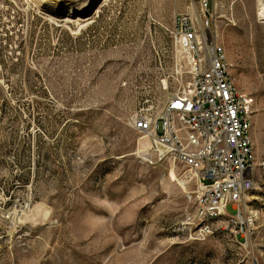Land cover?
<instances>
[{"label":"rangeland","instance_id":"obj_1","mask_svg":"<svg viewBox=\"0 0 264 264\" xmlns=\"http://www.w3.org/2000/svg\"><path fill=\"white\" fill-rule=\"evenodd\" d=\"M202 1L100 0L82 18L95 0H0V264H264V18L258 0ZM181 13L208 16L253 100V189L200 236L129 121L174 87Z\"/></svg>","mask_w":264,"mask_h":264},{"label":"built area","instance_id":"obj_2","mask_svg":"<svg viewBox=\"0 0 264 264\" xmlns=\"http://www.w3.org/2000/svg\"><path fill=\"white\" fill-rule=\"evenodd\" d=\"M207 8L203 0L201 11ZM208 28L205 13L176 17L174 87L165 83L161 106L148 101L129 119L150 158L182 171L186 217L198 225V236L229 216L228 205L241 218L239 206L253 189V100L236 87L225 48Z\"/></svg>","mask_w":264,"mask_h":264},{"label":"bare ground","instance_id":"obj_3","mask_svg":"<svg viewBox=\"0 0 264 264\" xmlns=\"http://www.w3.org/2000/svg\"><path fill=\"white\" fill-rule=\"evenodd\" d=\"M41 1H43V0H41ZM94 3V2H93ZM92 3V4H93ZM91 4V5H92ZM90 5V6H91ZM90 6H89V8H90ZM258 16L259 17H261V18H264V5H263V3H262V1L261 0H258ZM140 136V135H139ZM146 144H145V142L142 140V143H141V145L139 146V151L138 152H136V154L137 155H139L140 157H143V158H150V156H149V154L146 152ZM155 162V161H154ZM156 163H167V162H156ZM168 165H170L169 163H167ZM172 166V165H171ZM172 168H173V166H172ZM174 169V168H173ZM173 169L171 170H169V172H168V177H169V179L171 180V181H176L178 184H180L181 186H183V187H185V182H184V180L182 179V180H179V179H177L176 178V176H175V174H174V172H173Z\"/></svg>","mask_w":264,"mask_h":264},{"label":"water","instance_id":"obj_4","mask_svg":"<svg viewBox=\"0 0 264 264\" xmlns=\"http://www.w3.org/2000/svg\"><path fill=\"white\" fill-rule=\"evenodd\" d=\"M100 0H95V2L90 6V8H89V10L86 12V14L84 13V14H81V17L82 18H87V17H89L92 13H93V11L95 10V8H96V6L99 4L98 2H99ZM58 17L59 18H61V19H65L66 17H73V18H77L78 17V15H77V13H66V12H61V13H59L58 14Z\"/></svg>","mask_w":264,"mask_h":264}]
</instances>
